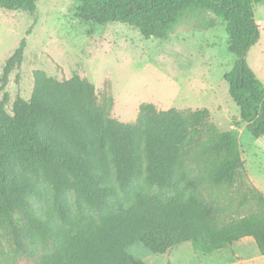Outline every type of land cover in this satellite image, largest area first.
<instances>
[{
    "label": "trees",
    "instance_id": "trees-1",
    "mask_svg": "<svg viewBox=\"0 0 264 264\" xmlns=\"http://www.w3.org/2000/svg\"><path fill=\"white\" fill-rule=\"evenodd\" d=\"M37 2L0 0V7L34 15ZM262 2L79 0L75 16L160 40L188 15L198 28L220 21L236 56L224 77L229 95L248 132L261 138L264 84L247 55L261 38L255 3ZM26 47L23 38L6 60L0 90ZM33 77L28 100L17 96L9 112L8 94L0 99V264H147L130 247L169 257L190 242L211 254L243 238L264 256V193L247 186L235 127L220 131L207 108L159 110L147 102L125 123L111 116L113 98L85 77L58 80L41 69ZM237 185L247 186L239 199L221 203L215 189ZM245 205L250 211L241 214Z\"/></svg>",
    "mask_w": 264,
    "mask_h": 264
},
{
    "label": "rangeland",
    "instance_id": "rangeland-1",
    "mask_svg": "<svg viewBox=\"0 0 264 264\" xmlns=\"http://www.w3.org/2000/svg\"><path fill=\"white\" fill-rule=\"evenodd\" d=\"M78 5L79 0H38L34 15L0 7V78L6 60L20 41L27 39L21 66L12 71L0 90V99L6 93L9 96L6 109L11 111L17 96L30 98L33 72L38 69L58 80L74 74L87 78L98 91L113 98L111 116L125 123L136 121L144 102L153 103L159 110L207 108L210 120L220 131L238 130L247 186L252 184L264 193V137L254 138L241 122L239 107L230 97L224 78L236 61L229 51L225 26L218 21L213 28H198L196 20L188 15L167 39H145L126 24L76 18ZM255 17L261 38L247 60L264 84V2L255 3ZM247 186L222 187L215 189V194L221 203L237 201L238 188L244 191ZM249 211V205L239 210L241 214ZM9 231L8 227L2 229L5 236ZM129 252L147 264H264V256L252 238L211 254L196 250L190 242L176 246L169 257L155 254L140 243Z\"/></svg>",
    "mask_w": 264,
    "mask_h": 264
},
{
    "label": "crops",
    "instance_id": "crops-1",
    "mask_svg": "<svg viewBox=\"0 0 264 264\" xmlns=\"http://www.w3.org/2000/svg\"><path fill=\"white\" fill-rule=\"evenodd\" d=\"M242 158L244 159V157H243V153H242ZM245 162V161H244ZM246 166V165H245Z\"/></svg>",
    "mask_w": 264,
    "mask_h": 264
}]
</instances>
